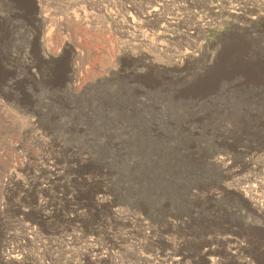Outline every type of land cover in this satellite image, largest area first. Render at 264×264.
Segmentation results:
<instances>
[{
	"label": "rangeland",
	"instance_id": "obj_1",
	"mask_svg": "<svg viewBox=\"0 0 264 264\" xmlns=\"http://www.w3.org/2000/svg\"><path fill=\"white\" fill-rule=\"evenodd\" d=\"M0 264H264V0H0Z\"/></svg>",
	"mask_w": 264,
	"mask_h": 264
},
{
	"label": "trees",
	"instance_id": "obj_2",
	"mask_svg": "<svg viewBox=\"0 0 264 264\" xmlns=\"http://www.w3.org/2000/svg\"><path fill=\"white\" fill-rule=\"evenodd\" d=\"M153 149H154L155 155L158 156V157H160V159H162L163 161L168 160L167 152H164L163 151L164 150L163 148H160L158 146H154ZM141 152L143 153V150ZM166 176H168V174H165L164 172H162L158 176H156V179H158V182H159V184L157 183L158 186L161 187V186H163V183H166L164 181V178ZM145 184H147V183H145ZM145 186H147V185H145Z\"/></svg>",
	"mask_w": 264,
	"mask_h": 264
},
{
	"label": "bare ground",
	"instance_id": "obj_3",
	"mask_svg": "<svg viewBox=\"0 0 264 264\" xmlns=\"http://www.w3.org/2000/svg\"><path fill=\"white\" fill-rule=\"evenodd\" d=\"M257 181V180H256ZM259 185V184H258ZM254 187V186H253Z\"/></svg>",
	"mask_w": 264,
	"mask_h": 264
}]
</instances>
